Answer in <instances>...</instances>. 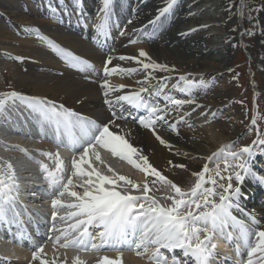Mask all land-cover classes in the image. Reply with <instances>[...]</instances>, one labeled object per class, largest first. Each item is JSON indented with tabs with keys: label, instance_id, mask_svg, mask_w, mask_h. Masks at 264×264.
Masks as SVG:
<instances>
[{
	"label": "bare ground",
	"instance_id": "6f19581e",
	"mask_svg": "<svg viewBox=\"0 0 264 264\" xmlns=\"http://www.w3.org/2000/svg\"><path fill=\"white\" fill-rule=\"evenodd\" d=\"M77 1L81 0H0V9L4 14H0V18L4 17L0 21V24H4V26L1 25L2 29H6L5 26L8 27L9 23L16 26V29H13V33L11 31L12 35H15L16 32L20 33L21 30L44 29L48 33V39L53 41L58 48L72 52L73 55L87 61L92 66L83 71L80 70V66L72 67L68 65L64 68L59 61H55V56L48 54L32 36V39L27 37V39L21 40L19 44L1 40L0 45L3 52H0V67L9 53L19 55L21 59L20 64H16L21 65L20 69L23 71L18 69L14 71L17 87L20 88L15 92L29 97L49 100L50 102L48 103L55 105L57 108L60 107L58 105L60 103L76 111V113L96 117L100 124H108L110 130L114 133L123 135L143 155H147V153L141 144L149 141V146L159 148L169 157L168 159L189 160L192 165V172L203 169L205 164H210L209 158L213 156V153H217L224 144L228 146L232 142L237 141L245 133L244 117L236 107L230 104L229 94L231 88L229 85L216 86L218 82L214 78L205 86L193 87L189 94L182 90L185 87V83L179 82L180 76L186 77L188 73L194 70L195 67L193 66L204 63L206 58L212 59V61L217 63L216 70L218 74L226 71L230 61L229 49L239 41L238 39H244L243 33H239V38L234 39L232 37L234 25L226 24L225 21L232 15V11L229 10V7L233 4L232 0H196L184 6L177 0L172 10L165 16L160 17L155 25L150 24L149 21L157 17L159 10L166 5V0H131V9L128 10L129 13H127L126 17L118 16L115 11L117 6L112 4L109 20L110 27L107 36L101 35L97 31V26L101 23L103 15V0H85L86 5H82V7L75 5ZM116 4L118 5L117 2ZM179 10L181 15L178 17L179 19H176L174 15ZM124 11L126 12L127 10ZM124 11L120 10V14L124 13ZM41 16L51 18V20L49 19L50 22L41 20ZM129 18L130 20H128ZM241 19L242 16L240 17ZM258 19L260 29L253 35L255 46H253L252 54L255 53V55L260 57L256 66L261 69V77L264 81V3L260 4ZM60 22H62V26H59ZM240 24L242 25L241 22ZM203 31L207 33L200 39L191 38L192 40L190 41L188 36L194 32ZM11 33L4 32L3 38L13 39ZM144 37L155 42L154 46L156 45L159 53L163 55V60L157 59L148 52L143 44ZM186 37L188 38L185 39ZM100 41H109L111 43L113 54L110 55L112 63L108 65L109 68H136L137 71L131 74L117 72L107 76L100 74L104 70L107 60L95 50L102 47L103 43ZM133 41H136V43H133ZM187 41L188 44L192 45L191 49L184 48V44ZM170 44L174 48V54L167 51ZM249 44L253 45L251 42ZM15 46L18 49L17 53L13 51ZM140 50L145 51L152 61L166 64L174 70L170 72L155 71L152 73V76L155 77L154 79L149 78L147 83L137 84V81L145 80L148 72L143 71L141 65L134 60L121 61L118 57L121 55L134 56L148 62L146 58L139 57ZM58 54L61 60H65L61 52L58 51ZM177 55L185 61L184 65L180 64ZM194 57H198L199 62H196ZM22 64L25 65V68L22 67ZM105 80L110 85L116 86V91L109 90L107 97L104 94L105 89L102 88ZM120 86L123 87L121 88ZM140 87L149 89L148 92L142 93L148 103L165 109L164 114L167 122L157 121L155 127L156 133L164 138L171 147H165L158 140L153 139L150 136L151 134L149 135L139 125V119L148 117L146 111L132 108L125 102L113 103L111 108L109 104L105 103L106 99L115 101L117 96L137 91ZM158 87L164 88V93L160 96L154 94ZM214 87H216L214 90L215 95H210L208 90ZM179 90L185 100L193 99L195 102L184 104L180 107L168 103L165 97L175 98L172 92H179ZM9 105L12 111H15L20 118H23V116L26 118L22 122L24 127L22 131H28V134H10L11 131L17 129L15 125L16 117L13 114L10 115L9 109L6 108L3 113H0L1 118H7L2 124L0 123V128H3L1 131H5L3 133L0 131V140L9 145L18 144L21 149L15 153L11 149L4 151L3 146H0V157L5 160L7 158L12 159V164L18 174L21 173V169L25 165L27 166L25 153L31 154L33 157L40 156L35 150L40 148L38 144H40L41 139L34 137L33 133L35 130L27 120L31 116L28 111L29 108L19 101L15 105ZM174 108H178V111L175 112ZM121 115L126 117L128 121L133 120L135 117L136 122L130 123L124 119H118ZM220 115L224 117L223 122L226 127L230 126L233 128L231 136L227 135L226 130L219 123L214 122L215 118ZM40 123L41 121H39ZM170 124L176 125V131H172L169 128ZM7 129H9L8 133L10 134L8 138L3 136L7 135ZM173 137L175 138L173 139ZM153 142H156L157 146ZM59 154L66 158L69 157V152L66 148L60 150ZM99 154L101 161L95 160L97 170L99 172L106 170L104 166H101V162H103L111 167V171H106V174L112 176L116 165H112L115 163L111 162L109 158L114 156L104 149H100ZM16 155L19 156L18 159ZM224 155H226L224 152L218 151V155L213 157V161L217 162L219 158V162H222ZM156 160L161 159L157 158ZM263 166H260L261 173H264ZM103 168L104 170H102ZM162 174L178 186L181 185L178 177L171 175L169 172H162ZM257 177L254 174H243V182L239 186L242 193L238 202L239 207L234 206L231 210L240 214L258 216L260 224L263 225L264 212L262 210L264 208L261 206L264 203V183H261V180ZM27 180V182H21V189H26L28 192V197H21L22 201L35 212L51 209L49 201L37 192L38 188H40L38 180L35 178ZM78 180L81 184L82 180ZM73 182H75L74 178ZM74 190L81 194L83 193V188L78 189L76 187ZM159 194L161 198L166 199L170 196L164 190H160ZM156 200L160 202L158 199ZM60 215H64V212L61 211ZM56 224L59 228H65L59 220ZM34 225L39 228L40 237L49 240L52 235V219L49 220L44 217L39 219ZM95 230L91 228L90 231L94 233ZM51 237L55 239V236ZM238 238H240L239 234ZM212 240L221 249H225L228 243L223 242L224 240L227 241V238L225 235L222 236L220 232L214 233ZM45 253L50 260L54 257H59V261L66 260L67 264H72L70 259L73 260L77 255L74 250L63 249L58 245L54 246V244L45 247ZM150 254L141 255L139 258L123 256L120 258V264H150L148 259ZM79 256L86 264H97L100 259L99 255L87 254ZM106 256L110 259L117 257V255L112 254H107ZM16 257L26 264H30L31 256L29 254L24 256L17 255ZM10 264L20 263L17 261L15 263L10 262ZM34 264H39V262H34Z\"/></svg>",
	"mask_w": 264,
	"mask_h": 264
},
{
	"label": "snow or ice",
	"instance_id": "6c2138e0",
	"mask_svg": "<svg viewBox=\"0 0 264 264\" xmlns=\"http://www.w3.org/2000/svg\"><path fill=\"white\" fill-rule=\"evenodd\" d=\"M176 2L177 0H166V5L159 10L157 17L149 23L155 25L160 17L172 10ZM111 5L112 0H103V15L101 23L97 26V31L104 36L108 35L110 27ZM30 30L39 35L38 29ZM41 39L44 38L41 37ZM46 43L61 52L70 66H80L82 71L92 67L87 61L81 60L72 52L58 48L53 41L48 40ZM139 57L146 58L148 62L134 56L121 55L118 57L121 61L134 60L141 65L143 71L148 72L145 80L137 81V84L142 85L147 83L149 78L154 79L152 73L155 71L170 72L174 70L166 64L152 61L143 50L139 51ZM111 63L112 57H109L104 65L106 76L117 72L131 74L137 71L136 68H109L108 65ZM180 80L185 82V87L182 90L186 93L190 94L191 89L197 86L195 81L187 80L184 76H180ZM199 86H204L203 80L199 82ZM102 88L105 89L106 97L109 90L116 91V86L110 85L107 80L104 81ZM148 91V88L140 87L137 91L117 96L115 101L106 99L105 103L109 104L111 108L113 103L125 102L132 108L146 111L148 117L139 119V125L151 129L155 138L162 145L171 147L164 138L156 133L155 127L157 121L167 122L164 114L165 109L148 103L146 97L142 95ZM163 93L164 88L158 87L154 94L160 96ZM165 99L177 107L195 102L193 99L181 100L167 96ZM17 101L29 107L43 124L55 127L57 147H66L74 153L70 169L65 167L58 152L55 154L51 152L41 153L50 160L55 156L54 169H50L47 164L37 161L52 193L50 197L52 231L57 235L54 240L50 236L49 240H53L54 246L58 245L63 249L76 250L77 255L72 264H86L80 258V252L99 253L105 248L115 251L118 255L114 259L101 256L97 264H120L124 250L134 251L137 256L151 253L148 256L150 264H182L176 255L166 256L161 252V249H165L169 253L179 250L183 257L194 260L195 264H212L216 249V244L211 242L213 234L220 232L223 236L229 223H236L230 209L234 206L239 207L238 202L242 195L239 187L233 188L231 174L226 177L228 180L226 186L219 184L222 191L218 194L215 187L217 180L214 177L206 178L209 168L205 164L200 172L192 174L197 177V181L190 194L186 193L182 191L180 186L151 165L148 157L130 144L123 135L110 130L108 124L98 125L95 121H86L77 113L64 109L63 106L57 108L40 98L23 96L15 91L0 93V113H3L9 104L15 105ZM118 119L126 120L127 118L121 115ZM61 127L64 129L66 140L60 138ZM169 128L176 131L175 124H170ZM255 143L264 149V139H258ZM226 147L231 149L232 146ZM100 149L107 150L112 156L127 161L135 169L146 175H151L155 178L153 183L159 181L169 185L174 192L173 196L168 197L171 204L167 207L162 206L155 198L149 196L150 187L148 183H145L141 189L122 175L108 176L93 168L90 163V156L94 157L96 161H101ZM220 151L223 153L224 149ZM217 155L213 153V156ZM245 155L248 159L241 162ZM134 157L136 158L134 159ZM252 157L253 149L250 147H243L238 152L229 150L227 155L222 157L225 171L231 167L238 168L240 171L236 172L235 179L238 183H242L243 174H251ZM209 159L211 160V158ZM232 161L236 163L233 165ZM169 163L172 162L169 161ZM85 164L88 165L89 170L83 167ZM175 167L184 168L185 166L177 164ZM74 177L82 180V183L80 185L74 184ZM215 177H219L221 180L225 179L220 172L219 158L216 163ZM118 182L130 185L134 190L142 191L143 195L122 194L120 190H117ZM260 182L264 183V179ZM205 184H211L213 187H204ZM78 186L83 188L82 194L74 190ZM20 192L21 185L13 164L9 161H3L0 163V226H7L9 241L14 240L17 243L24 239L31 241V237L24 232H12L11 229L12 225L22 223L20 220L21 212L18 210ZM217 195L219 203L215 199ZM62 209L73 211H67L65 215H60ZM72 219H75V222L68 227H57L56 222L58 220L66 222ZM90 227L100 230L93 233L89 230ZM253 235L255 237L254 243L250 242L249 239ZM226 238L230 240L231 236L228 235ZM240 238L243 240V247L247 249L246 264H264V230L253 232L241 225ZM0 239H5V237L0 235ZM31 251L30 264H34V262H39V264H58V262L59 264H67L66 260L59 261V257L48 259L43 245L34 244L31 246ZM237 251L239 252V249Z\"/></svg>",
	"mask_w": 264,
	"mask_h": 264
},
{
	"label": "rangeland",
	"instance_id": "374dc122",
	"mask_svg": "<svg viewBox=\"0 0 264 264\" xmlns=\"http://www.w3.org/2000/svg\"><path fill=\"white\" fill-rule=\"evenodd\" d=\"M119 4H123L125 6H122L123 8H127L129 6V0H117ZM196 0H179L181 4L187 5L188 3L194 2ZM230 1V0H228ZM243 2V3H242ZM159 3V2H158ZM232 6L229 7V10L232 11V15L230 18H228L226 21V24H232L234 25V31L232 32V37L239 38V33L244 34V39H238L239 41L235 43L232 48L229 49L230 53V61L227 66L226 71H223L222 73L217 72L216 67L217 63L212 61V59L206 58L204 60V63L193 66L195 67L191 73H188L186 75L187 80H192L196 82L197 86H199V82L201 80L204 81V86L207 85L212 79L216 78L218 84L216 86H226L229 85L231 88L230 94H229V99H230V104L233 107H236L241 115L244 117V125H245V133L237 139L233 143V147L237 146H244V147H250L252 148L255 144V138L257 136H260V139H264V81L261 77V69H259L258 66H256L257 61L260 60V57L255 55V53L252 54L253 46H255L254 42L255 39L253 37L254 34L258 32L260 29V24H259V19H258V13L260 12V4L264 3V0H232ZM243 8V9H242ZM242 9V11H241ZM129 13L128 11H124V13H121L123 15H127ZM0 14H3V11L0 9ZM181 12L176 11L175 12V17L176 19L180 17ZM131 16V15H129ZM242 16V20L245 23V27H242L240 22V17ZM4 18V17H2ZM0 18V21L3 20ZM179 19V18H178ZM41 20L44 21V18ZM130 20V18L128 19ZM127 20V21H128ZM1 23V22H0ZM0 24V41L4 40L5 42H13L14 44H19L21 40L27 39H32V33L31 30H25V31H20V33L16 32L15 35L13 31L16 29L15 25H11L9 23L8 27L6 29H2ZM179 26H181L180 23H178ZM4 26V24L2 25ZM14 29V30H13ZM12 31V33H11ZM4 32H10L11 37L13 39H6L3 38V33ZM172 32V31H171ZM206 31L203 32H194L192 35L188 36L190 37V41L192 39H200L204 34H206ZM24 34V35H23ZM8 36V35H5ZM20 36V37H19ZM25 36V37H24ZM186 37L185 39H187ZM192 38V39H191ZM19 39V40H18ZM34 39V38H33ZM184 39V40H185ZM168 42V41H167ZM253 43V45H250L249 43ZM153 40H145L144 41V46L148 50V52L156 57L159 60H163V55L159 53L157 50L156 45L154 46ZM249 44V45H248ZM168 47L167 51H170L171 53L174 54L173 52V47L171 46ZM185 47L191 49L192 45L188 44V41L185 42ZM14 53H17L18 51L17 46L14 47ZM0 52H3L2 46L0 45ZM251 52V53H250ZM12 53H9L8 57L4 60L3 65L0 67V91H17L20 88L17 87V82L16 78L14 76V71L16 69H20V66L16 63H19V55L11 56ZM176 55V54H175ZM19 58V59H18ZM178 61L180 64L184 65L185 61L182 60L181 57L177 55ZM196 62H199L198 57H194ZM21 60V59H20ZM16 64V65H15ZM22 67L25 68V65L22 64ZM23 71V70H22ZM185 83L184 81H180ZM201 87V86H199ZM258 87V88H257ZM216 87L208 90V93L210 95H215V90ZM212 90V91H211ZM177 92H175L176 94ZM176 99H184L180 97V95L177 96ZM256 103V104H255ZM178 109V108H177ZM177 112V110L175 109ZM224 117L222 115L218 116L215 118V123H219L221 127L226 130V133L228 136H231V132H233V128L230 126H227L224 124ZM255 121V123H253ZM260 127L262 128L263 134L260 132ZM148 131L149 135L153 138H155V135L152 134L149 130H144ZM175 137H173L174 139ZM157 140V139H156ZM235 140V139H234ZM147 141H148V136H147ZM149 142V141H148ZM142 142V147L144 148L145 152L147 153V157L149 160V163L153 165L157 170L162 172L167 171L171 173V175L178 177L180 180L181 184V189L186 188V187H191L196 181L197 177L192 175L193 173H198L201 170H198L196 172H192V165L189 162V160H179V159H168L169 157L161 151L159 148L156 147H151L149 146V143ZM156 146V142H153ZM226 154V153H225ZM258 154L260 156H264V149L260 147ZM157 158L161 160H156ZM255 158H252L253 161ZM263 159V158H262ZM154 163L152 164V162ZM169 161L172 163L170 164ZM177 164H182L185 167L184 168H177L175 165ZM261 166V165H259ZM261 168V167H260ZM212 171V168H211ZM260 172V171H258ZM140 175L145 177V173L140 171ZM263 173V172H262ZM140 175H135L138 180L142 181L143 177ZM148 179L150 180L151 183L155 180L154 177L151 175H147ZM207 177H214L217 180V191H221L219 188V184H224L225 186L228 183V180H220L213 176L211 172ZM231 183L233 185V188L239 187V183L236 182L235 177L232 178ZM154 184V183H153ZM207 185V184H206ZM211 185V184H208ZM260 194V193H257ZM170 196H173L172 194H169Z\"/></svg>",
	"mask_w": 264,
	"mask_h": 264
},
{
	"label": "trees",
	"instance_id": "16d2710c",
	"mask_svg": "<svg viewBox=\"0 0 264 264\" xmlns=\"http://www.w3.org/2000/svg\"><path fill=\"white\" fill-rule=\"evenodd\" d=\"M241 20H242V19H241ZM241 23H242V25H243V27H244V24H245V23L243 22V20L241 21Z\"/></svg>",
	"mask_w": 264,
	"mask_h": 264
}]
</instances>
